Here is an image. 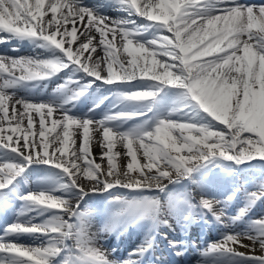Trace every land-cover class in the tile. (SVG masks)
<instances>
[{"label":"snow or ice","instance_id":"snow-or-ice-1","mask_svg":"<svg viewBox=\"0 0 264 264\" xmlns=\"http://www.w3.org/2000/svg\"><path fill=\"white\" fill-rule=\"evenodd\" d=\"M222 3L230 6L220 7ZM116 4L128 18L112 21L110 26L109 17L86 7L82 0H0V32L7 33L0 36V45L13 40L38 42L50 54L43 59L0 55V210L12 208L16 201L22 203L16 222L0 236V264H118L98 246L100 234L88 233L91 213L80 210L85 197L116 188L141 195H114L112 203L119 210L113 214L112 227L102 232L115 230L124 218L131 223L149 220L153 230L171 227L166 216L176 217L177 210L183 208L184 214L178 218L185 224L193 222L197 213L211 214L226 228L236 226L237 222L247 224L245 231L226 233L204 251L205 257L211 255L212 264H264V256H249L235 247L247 248L243 243L247 239L264 249V216L245 219L258 201H264V175L259 177L257 191L246 190L244 206L235 216H226V210L236 199L237 188L226 199L202 198L198 204L193 203L191 192L176 194L169 190V185H178L183 179L196 183L195 173L221 167L222 162L244 165L264 161V5L257 9L237 0H116ZM49 12L52 15L45 20ZM134 17H141L142 23L138 24ZM93 29L100 35L104 56L89 66L97 51L95 45L89 48L95 39L91 35ZM78 31L87 42H81L74 51L71 45ZM146 34L154 35L142 41ZM69 36L71 39H65ZM118 36L123 53L130 57L128 67L117 55L119 50L114 42ZM102 61L107 64V76L101 75ZM114 65L120 71H114ZM64 69H74L95 80L83 84L69 78L58 89L71 92L63 104L33 103L29 97H17V90L49 80ZM97 80L109 85L118 80L151 83L142 91L117 93L114 107L119 110L114 115L99 121L71 115L65 105L86 95ZM171 90H178L175 103L166 115H160L162 102L172 94ZM57 109L63 117L52 120L47 131L55 133L52 143L59 144L50 152L46 124ZM31 112L40 116L38 132L30 131L35 128ZM173 116L179 119L173 120ZM135 118L143 119L129 131H122L119 123H113ZM25 119L27 129L21 127ZM13 121L15 127L11 126ZM5 122L9 124L8 134ZM93 124L97 131L103 130V139L98 143L102 149L107 148L101 152V159H108L106 170L95 163L91 153ZM73 126L82 129V140L79 149L69 155V142L75 144ZM17 132L23 135L13 139ZM117 137L126 142V155L131 158L126 170L115 163L121 155L113 153ZM134 143L143 149L147 161L143 165L137 160ZM33 165L58 169L59 179L47 189L20 192L17 183ZM152 190L166 194L167 203L159 196L143 195ZM201 190L204 192L202 187ZM57 192L63 195L57 196ZM22 234L47 241V246L29 247L18 240L5 239ZM70 240L73 245L68 244ZM154 242L150 233L131 255L142 258ZM180 244L170 241L174 248ZM123 264L140 261L130 258Z\"/></svg>","mask_w":264,"mask_h":264},{"label":"bare ground","instance_id":"bare-ground-1","mask_svg":"<svg viewBox=\"0 0 264 264\" xmlns=\"http://www.w3.org/2000/svg\"><path fill=\"white\" fill-rule=\"evenodd\" d=\"M62 2H63V0H62ZM144 2H145V0H140V3H144ZM153 2H156V0H153ZM85 6L88 7V8L97 10L103 16L109 17L110 20L108 21V23H109L110 26H111L112 21L120 20L122 18H128L127 15L126 14H123L122 12H120V10L119 11H116L115 9L111 8V6H109L108 3L105 6H103V5H101V2H92L90 5H85ZM225 6H227V5H224L222 7H225ZM45 7L47 8V4L45 5ZM110 8L112 9V11H109ZM51 15L52 14L49 12L48 15L44 17V19L45 20H48L51 17ZM57 18H60V14L59 13L57 14ZM137 18H138L137 19V23L138 24L141 23V20H140L141 18L140 17H137ZM67 27H68L69 30H71L72 24L71 23L67 24ZM77 27H80L79 22L77 23ZM101 27H103V26H101ZM253 31H255V29H253ZM91 35L95 36V39L92 41V44L89 46V48L91 49V47L93 45H95L97 47V51L92 54L93 59H92V61H89V66H91V64L97 58H100V57H103L104 56V53H103V50H102V47L103 46H100L99 45V40H100L99 33L96 32L93 29L92 32H91ZM153 35L154 34H146V36L143 37V38H141V39H142V41L143 40H146V39H150V36H153ZM57 39H60V37L58 36ZM65 39H71V37L69 36V37H66ZM108 39L111 40V35H109ZM243 39L246 40L247 39V36H244ZM81 42H87V41H86L85 37L84 36H81L80 35V32L78 31L77 32V38L73 42V44L71 45L74 51L79 47V45L81 44ZM114 43H115L116 49L119 50L117 52V55L120 57V60L121 61L125 62V67H128L127 61L130 59V57H128L127 54L126 53H123V51H122V40H121V38L118 36L117 39H116V41ZM35 45L38 46V43H36ZM65 47H68V45L65 44ZM43 51H45V52H43ZM30 54L32 56H29L27 53H25V55H27L28 57H32V58H42L43 59V58H48L50 56V54L44 48H40L39 49L37 47L34 48V49H32L30 51ZM7 55H9L10 57L18 58V56L16 54H14V53H7ZM61 55H63V54L61 53ZM84 55H85V57H87L88 52H85ZM114 66L116 67V70L117 71H120L119 68H118V65H114ZM157 70L158 71H162L161 69H157ZM103 72H105L103 75L104 76H107V74H108L107 73V64L102 61L101 62V73H103ZM66 73L68 74V76H66L67 78H73V79L80 80V81L83 78L86 77V75L84 73H82V72H76L74 69H64L60 74L52 77L50 79V82H52L55 78L57 79L58 76H61V75L66 74ZM17 75H19V73H17ZM148 83H151V82L150 81H142V80H133V81H130V82H126V81H120V80H118V81H116L112 85H109V84L108 85L103 84V85H104V89H107L110 86H112V87L121 88L124 91H128V90L142 91V90H145V89H142V87H144ZM133 85H136V86L141 87V88H133ZM60 91L62 92V90H60ZM39 94L40 93L37 90H34V91L31 90L30 91V90H26L24 88H21L20 90H17V92H16L17 97H23V96L24 97H29V98L32 99L31 102H33V103H37V102H54V103L63 104L64 101L67 99V98H62V97H59V96H55V97H52V98H50L48 100H40L39 99V97H40ZM56 95H58V94H56ZM80 100L81 101H79V102L78 101H74L71 104L65 105L66 108L70 109V114L71 115L78 113L79 115H78L77 118H85V119L91 118V119H95L96 121H99V120L103 119L106 116V115L97 116V115H95L96 113L95 114H92L94 111H99V108L92 109V110H88V108L90 107V104L88 103L87 99L84 96H82L80 98ZM78 103H79V107L77 109H75V107H77ZM116 104H117L116 101H112L110 103L111 109H118V108L114 107ZM17 107L19 108V106H17ZM46 111L47 110H45V112ZM9 114L11 115V102H10V113ZM30 114H31V116L33 118V121L35 123V128L31 129L30 131H36V132H38V130H39V118H40V116H39V114H37L35 112H31ZM62 117H63V112L61 110H58L57 109V110L54 111L52 117L47 118L46 135L48 137V141L51 144V147L49 148V151L50 152H52L54 150V148L59 144V142L57 141L55 143H52V136H54L55 133H50V132L47 131V129L51 127V121L52 120L57 119V118H62ZM174 117H175L174 119L176 120L177 117L176 116H174ZM113 123H119L120 124V127H121V130L124 131L122 122H113ZM27 124H28L27 119H25L24 120V123H23V125L21 127L27 129ZM11 126L12 127H15V121L12 122V125ZM4 127L6 129V134H8L7 133V129L9 128L8 122H5ZM96 129H97V125L96 124H93L91 126V129H90V137H91V140H90V149H91L92 156L95 157V163H99L101 165V168L106 170L107 167H108V159H107L106 156L103 159H101V152L102 151H105L106 152L107 151V148L102 149L101 146H100V144L98 143V141H100V140L103 139V136H101L103 130L100 129V130H98L99 131L98 132ZM56 131L59 132L60 129L57 128ZM125 131H127V130H125ZM72 132H73L72 140L75 141V144L73 145L72 144V141L69 142V149H70L69 155H70V153H71L72 150L79 149V147L81 146V140H82V129H79V128H76L75 126H73ZM98 133H99V136H98ZM24 134H29V133H24ZM18 135L22 136L23 134L17 132L15 134H13V139H15L16 136H18ZM117 138H119V137H117ZM30 139H37L38 140L39 137L38 136L37 137H31L30 136ZM120 142L121 141H118V139H117V141L115 143V147L113 148V153H121V155H119V156L116 157L115 163L118 165V167L121 170H126V168H127V159H128V157L126 155V153H127L126 143H124V142H121L120 143ZM141 150L143 151V149H141ZM138 154L140 155L141 153H138ZM57 155H59V153H57ZM144 162H145V160L143 161V163ZM79 163L83 166L84 161L81 160V161H79ZM253 166H255V164ZM247 168H248V166H247ZM132 175L135 176L134 173H132ZM81 181L87 183V180L84 177H81ZM206 181L208 182L209 180H206ZM219 184H220V186H222V183H219ZM207 185L208 184L206 182H204V181L199 182L194 187L195 193H197L199 195H200V193L201 194H204L202 192V190H201V187L203 188L204 192H206V191L211 192V193L218 192L219 188H213V186L210 187V186H207ZM35 188H36V186H33L32 185L29 190L32 192L33 190L35 191ZM30 191H28V192H30ZM197 194H195V195H197ZM65 199H67V198H65ZM83 201H81L80 204ZM72 203L75 204L76 201L73 200ZM1 211H3V210H0V212ZM65 219H67V217H65ZM111 221L113 222V218H112ZM39 222H40V220L37 221V223H39ZM112 222H111V224H112ZM102 227H103V229L105 228L104 225H102ZM162 227H164V226H161L160 228H162ZM201 230H202V228H197V232L196 233L193 234L192 233L193 231H188L186 234H188V235L193 234L192 237H196V236L200 237L199 234L202 232ZM114 231L117 234L116 236H113L112 234H111V236H109L108 231H105V232L100 233V235H99V245L98 246L101 247V244L102 245L103 244L105 245V243H106L107 244V247L110 248V249L112 247V249H115V253H116L117 250H120L121 242H123V247H126L127 245H129V244L131 245V243H134V242H136L139 239L138 238V235L136 233H132L131 234V237H132L131 240L130 241H127L126 237H124L123 235L121 236L122 227H120V226H118ZM164 232L167 233L168 236H174V237L177 236V232H174L173 229H171L170 227H166V230ZM88 233L90 235L95 236V234H97L99 232L96 233L95 231H93V228L92 229H89V227H88ZM195 234H196V236H195ZM143 235H144L143 233H140V237H142ZM10 238H11V241L18 240L19 243H21V244H23L25 246H29V247H39L41 245L47 246V242L46 241L34 240L29 234H22L18 238L15 237V236H10ZM158 239H160V238H158ZM193 243H195V242H193ZM243 243L247 244L248 247L247 248H239V245H236L235 247H237V249L239 251H242V252H245V253L252 252V251H256V249L259 248L258 247L259 244L258 245H257V243L253 244L252 241L247 240V239L243 240ZM109 246H111V247H109ZM101 249L103 251H106L105 246L102 247ZM135 249L136 248L131 249L130 251H134ZM199 252L200 251L198 250L197 253L195 254V251L194 252L191 251V254L192 255H197L199 257ZM175 253H177V251ZM162 254H164V253L162 252ZM159 257H161V256H159ZM199 259H200V261H204L207 264H212V257L211 256L205 257L203 255Z\"/></svg>","mask_w":264,"mask_h":264},{"label":"rangeland","instance_id":"rangeland-1","mask_svg":"<svg viewBox=\"0 0 264 264\" xmlns=\"http://www.w3.org/2000/svg\"><path fill=\"white\" fill-rule=\"evenodd\" d=\"M141 23H142V20H141ZM163 34L171 35V34L166 33V32L163 33ZM150 38H152V36H150ZM158 58L159 59H166V58H161V57H158ZM114 71H117L115 66H114ZM117 91H119V90L116 89L114 95H117V93H119ZM171 91H172L171 92L172 94L170 96L166 97L163 100L162 108L159 110L158 114L166 115V112L170 111L171 108L173 107V105L175 103V100H176V93H177L178 90H171ZM171 118L173 120H175L174 116L171 117ZM178 119H179V117H177L176 120H178ZM141 120L136 121L135 123H132V125L130 127H126L125 129L128 130V131L131 130L132 128L136 127L137 123L140 122ZM181 122H183V121H181ZM220 127L223 128L224 126L220 125ZM174 135H176V133H174ZM244 135L248 136L250 134L245 133ZM98 136H99V133H98ZM117 139H118V141H120L119 138H117ZM124 143H126V142H124ZM137 147H138V144L134 143L133 144V150L137 151V160H138L140 165H143L147 161H146V158L144 156H142L143 155V151L141 149H139V147L138 148ZM138 153H141V154L139 155ZM127 157H128V159H127V164H128L130 162L131 158L129 156H127ZM144 160H145V162L143 163ZM252 163H255V166L251 165ZM245 165H246V169H243V168H239V167H241L240 165H235L233 162H222V166L221 167H211L210 168L211 172H215L214 174H212L215 177L220 176L221 178H224L225 182H229V180H231L232 183H233L232 187L230 186V189H228V191L226 193H222L221 192L219 195H216L214 197L213 196L212 197H210V196L208 197V196H205V195H203L201 193L199 195V194L195 193L192 190V189H194V187L199 182L203 181L204 176L207 175L208 172L210 173V169H205L202 172L195 173L193 175V179L196 181V183H193L192 180L183 179V180H181L180 184H178V185H169V190L173 191L176 194H181V193H184L186 191L187 192H191L192 197L197 199L193 203L197 204V203L200 202V200L202 198H204V199H211V198L226 199L227 194H229L233 190V188H237L236 199H234L229 204V206H228V208L226 210V216H235L239 212L240 208H242L244 206L246 190L249 191V192L250 191H257L258 190V186L260 184L259 177L261 175H264V161L256 160V161H252L250 164L246 163ZM247 166H248V168H247ZM260 168H261V170H260ZM237 169L239 170V172H237ZM43 172H45V174L48 175L51 179L54 178V181L59 179V176L56 175L57 172H55V171H53L51 169H46ZM134 174L138 175V173H134ZM55 177L57 179H55ZM165 183H167V182L165 181ZM155 191H156V195H152V196H159L162 201H165V203H167L166 194L159 193L157 190H155ZM121 193H123L122 196L130 197V198L133 197V196L141 195L140 193H137V191L127 190V189H122V188H116V189H112L111 192H105V194H106V196L108 198L113 196V198L111 199V203L114 200V195L121 194ZM144 193H146V192H144ZM195 194H197V195H195ZM56 195L57 196H61L63 194L60 193V192H57ZM64 198H67V197L65 196ZM112 205H109V207L107 208V212H112L114 214L116 211L119 210V206L114 204V203H112ZM183 214H184V209L181 208V209L177 210V216H176L177 218L176 217H172V216H166V218L168 219L169 224L171 225V227L172 226L173 227L176 226L175 223L178 222V217L182 216ZM261 216H264V201H262V202L258 201L256 206L252 208V210L248 214V217H246L245 219L246 220L249 219V218H251V219H259ZM195 217H196V219H194V221L200 220L201 218H204L205 215H201V214L197 213ZM206 222H207V224H206L207 227H210L211 224L212 225L214 224L217 229L212 231V233H213L212 236H208V239L204 240V246H202V250H199V251H201V254L199 255V257L197 255H191V256L185 257L183 260L177 261L176 264H199V263L207 264L204 261H200L199 258L201 256H203L204 251L211 244H213V242L215 240L219 241L220 239L223 238V236L226 233L232 234L233 232H243L247 228V224H243V223H240V222H237L236 226H232V227H227L226 228V227H224V225L218 224L211 217V214L210 215L209 214L206 215ZM225 223H228V221L225 220ZM184 224H185V222H184ZM256 243H257V245L259 244L258 242H256ZM258 247L259 248L256 249V251L248 252V253H246V255H249V256H252V255L264 256V249H262L259 245H258Z\"/></svg>","mask_w":264,"mask_h":264}]
</instances>
